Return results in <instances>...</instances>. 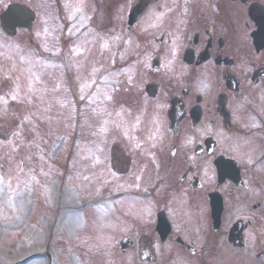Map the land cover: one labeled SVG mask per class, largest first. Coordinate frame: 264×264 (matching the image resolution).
I'll return each mask as SVG.
<instances>
[{
  "label": "flooded vegetation",
  "instance_id": "obj_1",
  "mask_svg": "<svg viewBox=\"0 0 264 264\" xmlns=\"http://www.w3.org/2000/svg\"><path fill=\"white\" fill-rule=\"evenodd\" d=\"M13 4L32 13L26 21L33 29L35 21L65 27L88 21L87 9H116L119 0H0V14ZM130 6L141 9L129 26L130 58L146 82L130 84L118 105L144 131L140 138L127 132L132 122L117 110L114 123L122 128L99 145L112 191L105 197L101 187L99 197L112 196L118 224L124 215L143 227L118 242H133L153 259L157 247L169 246L201 260L221 237L230 249L245 250L263 221L264 0H130ZM143 13L146 21H137ZM103 29L117 51L116 27L107 22ZM23 30L31 29L18 28L13 37ZM103 43L100 50L108 47ZM107 65L118 70V56ZM212 196L221 207L216 228Z\"/></svg>",
  "mask_w": 264,
  "mask_h": 264
},
{
  "label": "rangeland",
  "instance_id": "obj_2",
  "mask_svg": "<svg viewBox=\"0 0 264 264\" xmlns=\"http://www.w3.org/2000/svg\"><path fill=\"white\" fill-rule=\"evenodd\" d=\"M97 6L87 9L88 21L68 27L35 21L29 32L9 37L0 26V264H24L20 251L28 248L39 255L37 264H264V203L259 238L252 228L245 250L230 249L222 237L201 260L169 246L157 247L155 259L136 245L119 247L121 235L138 236L143 222L123 215L118 224L114 201L95 200L105 186L107 197L113 182L99 145L122 128L114 123L117 110L132 122L124 129L141 137L140 120L118 104L127 101L130 84L146 79L130 58V0L116 9ZM107 22L116 27L114 52ZM102 41L108 47L100 50ZM116 55L118 70L107 67ZM86 197L90 205L81 210Z\"/></svg>",
  "mask_w": 264,
  "mask_h": 264
},
{
  "label": "water",
  "instance_id": "obj_3",
  "mask_svg": "<svg viewBox=\"0 0 264 264\" xmlns=\"http://www.w3.org/2000/svg\"><path fill=\"white\" fill-rule=\"evenodd\" d=\"M140 11H141L140 7H137L135 10L130 11L128 20H127V24L129 26L133 24V21L135 20L136 15L140 13ZM5 17L8 18V21H4ZM21 17H24L25 21H21ZM30 18H32V13H30L26 8L20 5L13 4L9 6V8L0 15V22L2 25H5V24L9 25L8 28L7 27L5 28H7L9 34H12L15 31L16 27H24V28L29 29L31 27V21H26V20H29ZM216 205H217L216 215H213V219L215 221V228L218 226L217 224H218V220H219V216L221 212V207H220V200L217 199V202L215 203V199L212 197L211 206L213 210ZM126 242H128V240L120 243V247L122 249H125L133 245L132 243L129 244Z\"/></svg>",
  "mask_w": 264,
  "mask_h": 264
},
{
  "label": "bare ground",
  "instance_id": "obj_4",
  "mask_svg": "<svg viewBox=\"0 0 264 264\" xmlns=\"http://www.w3.org/2000/svg\"><path fill=\"white\" fill-rule=\"evenodd\" d=\"M34 254H36V253H34ZM39 260H41V259H37V258H35V259L29 261V262L26 263V264H37Z\"/></svg>",
  "mask_w": 264,
  "mask_h": 264
},
{
  "label": "snow or ice",
  "instance_id": "obj_5",
  "mask_svg": "<svg viewBox=\"0 0 264 264\" xmlns=\"http://www.w3.org/2000/svg\"><path fill=\"white\" fill-rule=\"evenodd\" d=\"M13 99H15V96H13ZM0 182H2V181H0ZM9 202H11V201H9Z\"/></svg>",
  "mask_w": 264,
  "mask_h": 264
}]
</instances>
